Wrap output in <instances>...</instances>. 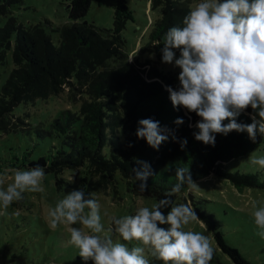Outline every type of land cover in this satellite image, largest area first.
Returning <instances> with one entry per match:
<instances>
[{
    "label": "trees",
    "instance_id": "1",
    "mask_svg": "<svg viewBox=\"0 0 264 264\" xmlns=\"http://www.w3.org/2000/svg\"><path fill=\"white\" fill-rule=\"evenodd\" d=\"M150 1L152 8L159 10V17L150 33L149 50L162 59L163 36L169 28L182 26L190 10L189 0ZM91 2L69 0L68 16L75 22L58 30L60 44L55 45L41 25L26 27L10 14L11 6L22 0H0V18L6 17L0 27V62L6 63L12 51L14 64L0 92V136L29 126L14 114L20 104L62 94L81 102L78 111L63 110L51 123L62 137L61 148L48 156L30 159L24 154L17 160L27 163L28 168L44 167L46 174L57 178L59 189L68 185L64 175L67 169L83 168L86 192L115 189L120 179L132 194L153 197L156 203L177 182V166L188 167L194 181L215 175L238 189L264 190V181L257 173L224 170L228 162L261 146L264 138L258 136L253 143L246 132L233 131L227 136L218 134L214 147L197 141L193 133L198 131L194 125L199 117L182 107L174 108L166 90L178 86L174 75L163 72L151 60L130 59L123 35L130 13L126 0L116 4L112 29L77 21L86 15ZM251 113L249 108L238 123L250 124ZM148 118L167 129L169 138L159 150L136 135L138 121ZM178 118L183 119L182 125L175 124ZM185 139L187 145L181 150ZM144 163L150 165L152 175L146 181L147 189L140 191L141 181L130 177L135 176L134 170L143 171ZM173 200L176 202V196ZM198 217L212 230L224 254L235 264H248L240 250L226 241L221 224L212 214L198 211ZM149 261L163 264L153 257Z\"/></svg>",
    "mask_w": 264,
    "mask_h": 264
},
{
    "label": "clouds",
    "instance_id": "2",
    "mask_svg": "<svg viewBox=\"0 0 264 264\" xmlns=\"http://www.w3.org/2000/svg\"><path fill=\"white\" fill-rule=\"evenodd\" d=\"M189 7L182 26L169 28L163 36L162 62L180 70L178 86L166 89L172 105L199 117L193 135L205 145L214 147L218 134L233 131L246 132L255 143L258 136L264 138V0H197ZM249 108L252 122L238 123ZM183 123L181 118L175 121L178 126ZM136 135L155 150L169 138L167 129L151 118L138 121ZM186 145L185 139L181 150ZM247 162L264 169V156L255 152ZM142 167L130 178L141 181L140 191H145L152 170L146 163ZM45 176L41 166L0 172V215L25 193L42 192ZM175 176L177 182L151 207L110 217V230L139 246L130 249L101 235L105 231L101 205L96 193L81 187L67 192L48 210L47 225L50 230L66 228L68 243L79 250L84 264H150L149 256L163 264H210L215 254L210 236L188 229L193 222H204L191 203L173 200L185 188L196 191L199 185L188 167L177 166ZM253 208L257 235L264 239V203H254Z\"/></svg>",
    "mask_w": 264,
    "mask_h": 264
},
{
    "label": "rangeland",
    "instance_id": "3",
    "mask_svg": "<svg viewBox=\"0 0 264 264\" xmlns=\"http://www.w3.org/2000/svg\"><path fill=\"white\" fill-rule=\"evenodd\" d=\"M117 2L118 0H92L86 15L77 21L112 29ZM195 2L197 0H189V5ZM68 3L69 0H22V3L11 6L10 14L26 27L41 25L51 36L53 43L59 45L58 30L75 22L68 16ZM126 4L130 13L123 35L127 41L126 51L130 59L142 62L151 60L163 72L172 73L177 83L180 70L164 64L155 52L149 50L150 33L159 17V10L152 8L150 0H126ZM5 22L6 17H1L0 27ZM176 56L179 57V51H176ZM13 68L10 51L6 63L0 62V92ZM80 104V101H71L68 95L62 94L17 106L14 110L15 116L22 117L29 126L0 136V172L6 168L29 169L27 163L23 165L21 160H17V157L22 159L24 154L29 155L30 159H37L61 148L62 137L53 130L51 123L63 110L78 111ZM254 152L257 156H264V143L247 155L228 162L224 170L257 173L264 181V169L247 162ZM64 175L68 179V185L59 189L57 178L48 173L43 181L42 192L25 193L24 199L14 202L6 214L0 215V264H84L79 250L68 243L69 234L66 228L61 226L50 230L47 225L48 210L67 192L77 187L83 188V168L67 169ZM195 182L199 189L180 192L176 195L175 203H191L197 215L198 211L212 214L221 224L226 241L240 250L248 264H264V239L257 235L259 229L252 218L253 204L264 203V190L249 187L238 189L229 180L215 175ZM93 192L101 205V222L105 229L101 235L110 237L114 242L125 243L130 249L139 246V242L123 241L111 231L113 225L110 217L134 215L138 207H151L156 203L155 198L132 194L125 181L120 179L115 189H98ZM16 211H19V215L15 214ZM188 229L210 236L215 249L210 264H235L219 249L213 232L207 225L196 221ZM151 258L148 257L149 260Z\"/></svg>",
    "mask_w": 264,
    "mask_h": 264
}]
</instances>
